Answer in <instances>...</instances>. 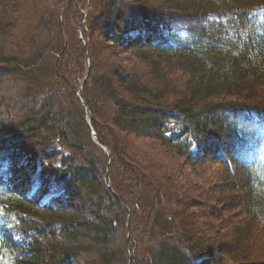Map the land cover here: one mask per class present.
Returning a JSON list of instances; mask_svg holds the SVG:
<instances>
[{
	"label": "trees",
	"instance_id": "16d2710c",
	"mask_svg": "<svg viewBox=\"0 0 264 264\" xmlns=\"http://www.w3.org/2000/svg\"><path fill=\"white\" fill-rule=\"evenodd\" d=\"M44 1L53 11L38 10L33 0H0V264H80L86 254L85 264H222L224 247L213 259V250L201 254L210 250L198 241L211 243L208 224L199 221L203 211L189 212L192 185L174 175V161H212L228 179H242L234 198L246 215L242 223L264 228V96L257 94L264 87V0H166L177 14L150 9L133 13L132 22L125 1L135 0H104L106 12L91 28L101 42L90 47L88 66L76 34L77 25L83 29L81 8L69 0L67 18L73 14L77 24L69 30L66 18L63 27L57 21L66 0ZM97 54L105 61L99 72ZM131 54L149 62L129 68L113 59ZM126 135L140 141L128 139L133 156L125 158L152 159L142 175L159 192L154 207L172 202L141 216L132 263L121 204L135 207L123 198L127 191L119 194L122 202L108 191L104 174L108 152L124 169ZM157 143L175 159L157 152ZM122 173L113 182L125 191ZM76 199L88 210L75 211ZM247 258L230 259L262 264Z\"/></svg>",
	"mask_w": 264,
	"mask_h": 264
},
{
	"label": "rangeland",
	"instance_id": "374dc122",
	"mask_svg": "<svg viewBox=\"0 0 264 264\" xmlns=\"http://www.w3.org/2000/svg\"><path fill=\"white\" fill-rule=\"evenodd\" d=\"M34 1V7H36L38 10H41L43 8H45L44 10L47 11H53V9L49 6L50 4H45L44 0H33ZM93 1V2H92ZM124 1V0H123ZM164 1L166 0H147V1H139V0H135L132 3H129L127 1H125L126 3V7L127 4L130 6L129 8L127 7V12L129 13L128 15V19L129 21H135L134 18L132 17L133 13H139L142 14L143 13H147L148 10H155L158 9L160 14H177L179 11L178 10H174L171 9L170 4L169 3H164ZM69 0H66L64 3V9L61 11V14H59V16L57 17V21H59V25L61 27H63L64 24V18H66V25L70 27L68 28L69 30H73V28L71 26H73L72 22L74 21L76 24V17L72 15L71 18H67V10L66 7L69 4ZM74 3V6L76 8H81L80 9V13L83 15V29L81 27H79L77 25L76 27V34H78L80 41L83 43L85 49H86V54H87V66L91 63V58H90V47H95L94 49H96L97 45L99 42H101V32L96 29H94V31L92 32L93 36L91 37V28L94 26H96V21L98 20V18H100L103 15H100V13L102 12V14H104L106 11H104V6H106V2H104V0H73L72 1ZM92 2V3H91ZM90 3V4H89ZM71 4L68 8V10L71 8ZM70 11V10H69ZM140 16L137 15L138 19H142L144 18V16ZM131 16V17H130ZM139 16V17H138ZM138 21V20H137ZM69 23V24H68ZM75 27V26H73ZM89 28V30H88ZM48 34H50L51 37H53V35L51 34L50 31H47ZM45 32H43V34H45ZM96 33V34H95ZM42 34V35H43ZM91 39V41H90ZM108 42V41H107ZM108 44H110V42H108ZM66 43H65V47H66ZM120 49V48H118ZM65 53V52H63ZM95 53V51H94ZM133 54H131V58H124L121 55L118 56V58H114L113 59H117V60H122L124 59L127 62H130L131 64L129 65V68H131L133 65L135 64H142L143 61H146L145 58L142 59V61H140V58L137 57H132ZM107 57V56H106ZM158 59V58H155ZM79 62V59H76ZM149 61H146V63H148ZM105 63V61H102V57L100 55H96V60H95V69L96 71L98 70L99 66L101 67L103 64ZM123 63V62H122ZM140 64V65H141ZM99 65V66H98ZM137 67V66H136ZM142 70L146 71V66L144 67H140ZM72 69H74V67H72ZM92 69V68H91ZM90 69V71H91ZM89 71V70H88ZM150 71V67L149 70ZM99 72V70H98ZM138 71L135 73L137 74ZM86 74V72H85ZM90 76V73H87L86 76L84 77V79H82V82L80 85L83 84V81ZM148 75V74H147ZM181 76V75H180ZM83 78V77H82ZM149 78V77H148ZM177 76L172 75V79L174 81L177 80ZM180 80V78H178V81ZM183 80V77L181 76V81ZM87 82V81H86ZM86 84V83H85ZM81 86L79 87L80 90ZM259 91L257 92V94H262L264 96V87H259L258 88ZM78 90V92H79ZM65 99V95L62 96ZM66 100V104H69L68 102V97L65 99ZM79 100L80 103L85 104V97L84 94H80L79 93ZM112 108H114L112 106ZM103 112V111H102ZM98 120V118H97ZM87 122L91 125L90 128L92 129V137L93 139H96L93 135L94 128L93 125L91 124V120L90 117H87ZM119 130V129H118ZM117 131V128H116ZM261 135L264 136V125L261 127L260 129ZM124 152L122 153V156L124 157V166L122 168H120L118 166V164L115 162L116 160V156L118 154H115V164L113 162V160H111V154H109L108 152V162L105 166V179L107 182V187H108V191L110 193L113 194V196L119 200L120 202H122L120 195L124 192L127 191L128 194V190L130 189L131 195H127V194H122L123 198L127 200V202L129 203V205L132 203L135 207V209L128 207V205L125 204H121L124 205V208H126L127 211V218L125 221V232H126V246L130 248L129 254L130 252L131 254V259L132 261H130L131 263L134 261L133 258L134 256H136L137 251L135 252L134 249V245L135 242L132 238V234L135 231H139L143 226V221L144 218H141V216H149L152 213H158L161 209H167L168 205H166V203L170 205H172L171 201H159L158 203H156V208L154 207V203L155 200L152 198V195L155 196V198H157V196L159 197V192H156L152 187L150 183H146L145 180L143 179H148L149 175H147V178L144 177L142 174L144 170H147V165L149 162H152V159H141V160H128L127 158H125V155L127 156V154L132 155L131 153V145L129 147V142L128 139L130 140V142L132 141L133 143L138 144L139 143V138H134L131 136L126 135L124 138ZM143 141V139H142ZM151 145V144H150ZM158 146V151L162 153L165 157H167V160L175 159V155L173 152L171 151H167L168 148L167 146L165 147H161L160 143H157ZM99 147V146H98ZM145 149L147 150H152V146H144ZM97 149V148H96ZM100 149V148H99ZM109 151V150H108ZM98 152V149L96 150V154ZM171 152V154H170ZM216 152H214V149L208 151V155L210 158H214ZM135 156V155H134ZM178 158V157H176ZM28 162V160H27ZM126 162V163H125ZM175 164L178 166V170L179 172H176L174 175L177 177L179 180H182L183 183H185L184 180L189 181V183L192 186H187V189L189 190V197L190 199L193 201L192 204V210L189 211L193 216L195 215V211H203L204 213V219L203 217L199 219V221H205L208 225V234L211 236L210 238L211 243H209L207 240H205L204 237L200 236L198 238L199 243H201V249L203 248H207L210 249L208 251L204 250L201 254H205V253H211V251L213 250L212 253H214V255H212V259L216 258L218 255V250H217V246H220V249L222 247H224V249L227 251L223 254H221V257L224 259L221 262H223L222 264H237L235 262H232L230 258L236 257L237 259H243L248 257L247 261L250 260V258H253L254 261L256 262H262V264H264V228H260L259 225H257V227L255 226L254 228L250 229L249 228V223H242L244 219H246V215L244 209L242 208V203L240 202H236V200L234 199L235 197L237 198V193L235 192L238 185L242 184V179H237L234 180V178L228 179L229 177L227 176V174L225 175L224 170L222 169V167H220L217 163H214L211 161V163L203 165L205 163H200V164H189L187 161H178V159H175ZM177 162V163H176ZM135 163V164H133ZM114 164V165H113ZM127 164L129 165V167H127ZM140 165L139 167H137L138 165ZM180 164V165H179ZM133 167V168H132ZM139 168V172L138 171H134V169ZM122 169V170H120ZM120 172H123L122 175H125L126 181L128 183L127 186V190L124 191V188L121 189L118 187V183L115 184L114 186V180L116 182V178L120 176ZM131 179H130V176ZM170 177V174H169ZM173 177V174L171 176V178ZM151 178V176H150ZM120 181V180H119ZM113 183V184H112ZM127 183H125L127 185ZM171 185V184H170ZM171 188L173 189L174 186H171ZM126 189V188H125ZM118 190V191H117ZM59 191L58 190H52V194H58ZM127 196V197H126ZM84 203V206H83ZM85 202L83 200H79L76 199L75 200V204L73 206L74 210L77 212H85L86 209L85 207ZM186 207V210L188 209V207L186 205H184ZM171 207V206H170ZM69 211V210H68ZM67 211V212H68ZM148 212V214H146ZM142 213L144 215H142ZM198 215L194 218L196 227L198 226V220H197ZM151 221V220H150ZM137 224V225H136ZM246 224V225H245ZM211 225L214 227L212 228ZM251 227H252V223H250ZM254 225H256L254 223ZM135 226H136V230H135ZM195 227V228H196ZM236 228H239V231H236ZM199 230V229H196ZM261 233H256V232H260ZM195 230H194V222L192 224V233H190L192 236H194ZM235 238V240H234ZM197 239V238H196ZM144 246V244H142ZM134 249V250H133ZM216 249V250H215ZM219 249V250H220ZM231 251V252H229ZM89 255H80V264H83V262L85 261H89L88 259ZM92 256V255H91ZM93 257V256H92ZM95 260V259H93ZM92 261V260H91ZM84 262V264H85ZM136 262L138 263V261L136 260ZM241 262H245V261H241ZM240 262V263H241ZM204 263V262H203ZM202 263V264H203ZM196 264V263H195Z\"/></svg>",
	"mask_w": 264,
	"mask_h": 264
},
{
	"label": "water",
	"instance_id": "95a60500",
	"mask_svg": "<svg viewBox=\"0 0 264 264\" xmlns=\"http://www.w3.org/2000/svg\"><path fill=\"white\" fill-rule=\"evenodd\" d=\"M88 77V76H87ZM86 81H87V78L83 81V84L81 85V88H80V90H79V93L82 95L83 94V88H84V85H85V83H86ZM93 135H94V137L96 138V133L95 132H93ZM104 149L108 152V149L106 148V147H104ZM110 154V153H109Z\"/></svg>",
	"mask_w": 264,
	"mask_h": 264
}]
</instances>
